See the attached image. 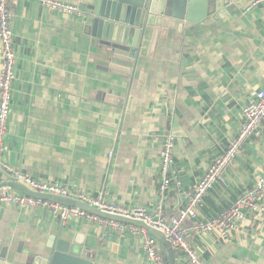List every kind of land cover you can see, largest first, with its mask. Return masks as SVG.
<instances>
[{
    "label": "crops",
    "instance_id": "crops-1",
    "mask_svg": "<svg viewBox=\"0 0 264 264\" xmlns=\"http://www.w3.org/2000/svg\"><path fill=\"white\" fill-rule=\"evenodd\" d=\"M58 1L82 8L78 0ZM9 8L17 79L4 162L37 181L152 212L160 203L163 142L173 137L180 185L168 191L164 210L167 219L178 215L181 193L225 153L243 127L251 92L264 87V6L226 23L197 24L182 36L170 31L129 79L90 61L84 9L82 16L52 12L40 0H10ZM111 91L133 97L130 112L105 101ZM263 172L264 132L246 143L206 196L198 222L228 210ZM195 225L184 223L206 264H264V214L249 217L226 241L197 233ZM59 233L94 264H149L142 235L129 228L83 219L63 224L55 209L0 203V250L21 243L45 248ZM157 248L187 264L180 252L159 241Z\"/></svg>",
    "mask_w": 264,
    "mask_h": 264
},
{
    "label": "built area",
    "instance_id": "built-area-1",
    "mask_svg": "<svg viewBox=\"0 0 264 264\" xmlns=\"http://www.w3.org/2000/svg\"><path fill=\"white\" fill-rule=\"evenodd\" d=\"M10 0H0V167L7 171L17 182L22 183L31 191L51 194L62 198L80 201L103 212L125 216L145 221L148 225L161 231L167 237L171 248L180 252L187 264H206L194 249L191 237L184 227L186 221H194L195 231L199 234H214L221 240H229L244 227L247 219L252 215L264 214V172L257 179L252 190L245 192L225 212L205 222H198L200 211L209 192L222 180L229 168L236 161L243 147L253 138L260 137L264 132V87L251 92L250 100L243 109L244 124L238 136L232 139L225 153L213 160L204 175L186 191L181 193L183 207L178 215L167 219L164 210V198L176 182L174 180V150L175 140L167 137L161 151V176L159 178L158 207L149 212L145 208H126L110 203L101 197H93L84 192H73L69 189L45 181H37L23 172L4 162L5 138L8 130V120L12 112L14 83L17 79V55L15 51V35L12 28L13 13L9 8ZM41 4L52 12H62L82 16L80 6L58 0H40ZM257 4H263L258 2ZM177 186L180 184L177 183ZM6 192L9 194L6 196ZM0 203L17 206L19 208L42 207L52 208L59 212L63 224L71 220H86L91 223L110 224L114 228H129L143 237V253L149 264H164V257L157 248L158 240L145 229L132 225L111 222L80 208L52 203L36 199L10 189L0 192ZM157 219V220H155Z\"/></svg>",
    "mask_w": 264,
    "mask_h": 264
},
{
    "label": "water",
    "instance_id": "water-1",
    "mask_svg": "<svg viewBox=\"0 0 264 264\" xmlns=\"http://www.w3.org/2000/svg\"><path fill=\"white\" fill-rule=\"evenodd\" d=\"M264 0H78L85 10V24L91 36L90 61L99 70L129 79L140 58L155 57L161 39L170 31L182 36L195 25L214 26L233 20L237 12H249L264 6ZM107 103L131 111L133 97H124L121 91L105 96ZM6 177L0 183V192L11 189L26 196L80 208L111 222L145 229L168 249L171 248L164 233L143 220L114 215L93 208L80 201L51 194L36 193L17 182L0 167ZM9 192H6V196ZM157 220V219H155ZM0 264H94V261L76 244L65 241L61 233L51 237L45 248L34 245L30 250L23 243L16 248L0 250ZM169 264H175V254L169 255Z\"/></svg>",
    "mask_w": 264,
    "mask_h": 264
},
{
    "label": "trees",
    "instance_id": "trees-1",
    "mask_svg": "<svg viewBox=\"0 0 264 264\" xmlns=\"http://www.w3.org/2000/svg\"><path fill=\"white\" fill-rule=\"evenodd\" d=\"M170 252H172L173 253V250L172 251H170ZM164 264H169V259H168V255L167 254H165L164 255Z\"/></svg>",
    "mask_w": 264,
    "mask_h": 264
}]
</instances>
